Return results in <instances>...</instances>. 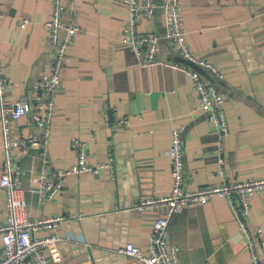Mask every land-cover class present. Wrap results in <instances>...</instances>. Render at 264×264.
Returning <instances> with one entry per match:
<instances>
[{
    "label": "crops",
    "instance_id": "1",
    "mask_svg": "<svg viewBox=\"0 0 264 264\" xmlns=\"http://www.w3.org/2000/svg\"><path fill=\"white\" fill-rule=\"evenodd\" d=\"M164 1L155 0L158 7L152 20L139 22L136 28L140 34L150 32L159 38L158 65L153 67L141 65L132 48L122 42L128 34V10L122 0L65 2L63 23L71 24L75 12L79 31L61 70L49 143L45 150L19 149L14 157L24 187L45 158L70 166L78 145L83 146L90 166L111 156L113 174L107 170L80 174L66 181L53 202L44 204L24 190L29 219L64 218L53 232L60 256L53 264H133L117 251L127 242L146 250L161 211L135 206L170 194L168 152L176 127L184 128L185 190L220 183L219 143L229 185L264 179V0H180L190 51L222 74L216 79L206 71L224 98L229 124L224 138L199 109L189 76L170 66L179 64L180 56L166 35ZM50 12L51 0H0L8 103L32 95L50 60L52 48L44 26ZM23 20L28 22L21 28ZM107 111L114 128L106 126ZM13 132L17 139L38 135L28 117L14 121ZM2 159L0 132V168ZM246 199L250 211L245 226L264 240V189ZM5 219L0 190V226ZM168 244L176 249L179 264H252L239 223L227 200L218 196L175 214ZM256 245L259 262L264 264L258 239Z\"/></svg>",
    "mask_w": 264,
    "mask_h": 264
},
{
    "label": "built area",
    "instance_id": "2",
    "mask_svg": "<svg viewBox=\"0 0 264 264\" xmlns=\"http://www.w3.org/2000/svg\"><path fill=\"white\" fill-rule=\"evenodd\" d=\"M67 0H51L49 20L45 23L47 41L52 48L50 60L41 73L39 81L32 87L30 97H21L15 102L6 100L7 84L4 78L2 48L0 42V132L2 139V164L0 168V190L4 195L5 223L0 226V240L2 251L0 264H53L60 259L57 243L59 241L55 232L64 222L62 216L47 219L31 220L26 215L27 203L23 198L24 190L37 196L39 204L53 202L63 189L67 180L83 173L98 175L107 170L113 174L112 157L108 156L106 162L98 166H90L86 161L85 150L77 143V154L70 166H59L44 159L39 170L30 178L26 187L21 182L23 174L21 167L14 157L19 149L27 147H42L49 143L50 128L54 118L56 95L60 85V75L65 57L74 36L79 31L73 21L65 25L62 16ZM72 1V0H71ZM128 10L127 35L122 42L128 44L136 58L144 67L158 65L155 60L159 38L153 33H139V22L149 23L157 9L155 0H122ZM165 16V29L167 38L177 47L181 58L208 71L216 79H220L221 71L212 64L197 59L189 49L187 32L181 16L180 0H165L161 5ZM1 20V13H0ZM23 20L21 28L27 24ZM64 32V38L60 35ZM175 69L183 71L192 81L193 89L198 96L199 109L206 115L221 137L229 135V124L223 111L224 98L217 88L207 82L200 74L181 64H171ZM28 117L36 126L38 135L29 139H17L13 132V122ZM106 126L111 125V117L106 112ZM184 128H174L170 134L169 158L171 162L172 190L168 196L148 199L139 202L135 207L139 210H159V215L152 225V232L148 247H141L127 242L117 252L130 259L133 264H179L176 249L168 244L169 225L173 216L183 208L192 205H206L212 197L218 196L227 200L241 228L245 249L251 255L252 264H260L257 254L256 239L261 249H264V240L261 234L256 237L247 230L244 218L249 214L250 206L247 196L257 194L264 189V179L253 180L246 183L228 184L223 161V147L219 143L216 154L220 183L187 191L184 184V149L181 135Z\"/></svg>",
    "mask_w": 264,
    "mask_h": 264
},
{
    "label": "water",
    "instance_id": "3",
    "mask_svg": "<svg viewBox=\"0 0 264 264\" xmlns=\"http://www.w3.org/2000/svg\"><path fill=\"white\" fill-rule=\"evenodd\" d=\"M176 62H178L179 64H182V65H185V66L191 68L192 70H194L195 72H197L198 74H200L207 82L213 84L212 78L210 77V75L207 74V72L204 69H202V68L194 65L193 63H191L188 60H185V59H183L181 57L178 58L176 60Z\"/></svg>",
    "mask_w": 264,
    "mask_h": 264
}]
</instances>
